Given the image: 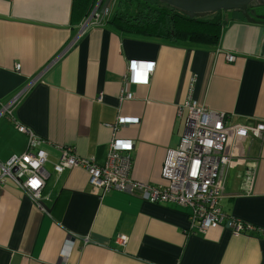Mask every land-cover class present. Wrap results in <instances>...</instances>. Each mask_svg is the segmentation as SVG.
<instances>
[{
    "label": "crops",
    "instance_id": "0c3cea01",
    "mask_svg": "<svg viewBox=\"0 0 264 264\" xmlns=\"http://www.w3.org/2000/svg\"><path fill=\"white\" fill-rule=\"evenodd\" d=\"M72 4L0 0V163L27 153L24 126L45 141L50 174V212L13 180L0 183V264H62L65 255L68 264H264V134L239 141L227 174L223 211L255 227L238 236L225 227L193 233L188 209L137 194L97 196L80 167L56 172L67 149L104 166L117 137L133 146V177L159 184L193 99L234 125L264 123V14L255 9L256 24L230 21L207 50L121 35L107 25L113 8L85 27L89 16L73 22ZM132 61L146 63L132 71ZM119 117L139 123L114 130Z\"/></svg>",
    "mask_w": 264,
    "mask_h": 264
},
{
    "label": "built area",
    "instance_id": "2783aa9c",
    "mask_svg": "<svg viewBox=\"0 0 264 264\" xmlns=\"http://www.w3.org/2000/svg\"><path fill=\"white\" fill-rule=\"evenodd\" d=\"M90 19L96 25L101 23L98 14ZM227 59L229 62L235 60L234 56H228ZM145 63L132 61L131 70ZM149 65L148 71L141 72L146 77L155 69V63ZM16 69L20 71V65ZM125 92L127 90L123 88L121 103L128 98ZM186 108L188 112L183 136L178 147L168 151L159 184L141 182L133 177L134 162L129 154L133 146L117 137L110 144L104 166L80 159L67 149L56 166V172L62 174L66 169L77 167L85 169L93 193L97 196L102 197L111 192L137 194L152 204L168 203L188 209L190 230L193 233L205 235L213 229L224 227L235 236L254 231L255 227L227 215L221 201L227 174L237 160L239 139L249 136L260 139L264 134V125H229L227 114L210 111L194 99L186 103ZM128 123H139V119L119 117L111 128L116 130L119 125ZM18 130L28 137L27 153L15 155L7 163H0V183L4 184L7 179L13 180L28 192L38 206L47 179L44 170L47 153L40 148L45 141L24 126H18ZM33 181H38V186L34 187ZM63 258L62 264H68L69 256Z\"/></svg>",
    "mask_w": 264,
    "mask_h": 264
},
{
    "label": "trees",
    "instance_id": "16d2710c",
    "mask_svg": "<svg viewBox=\"0 0 264 264\" xmlns=\"http://www.w3.org/2000/svg\"><path fill=\"white\" fill-rule=\"evenodd\" d=\"M96 2L97 0H73L72 21L81 22L87 18ZM237 19H244L241 12H220L192 20L155 0H117L107 25L111 30L134 39L211 50L219 46L228 23ZM227 119L229 125H234L228 114ZM157 205L181 209L168 203Z\"/></svg>",
    "mask_w": 264,
    "mask_h": 264
},
{
    "label": "water",
    "instance_id": "95a60500",
    "mask_svg": "<svg viewBox=\"0 0 264 264\" xmlns=\"http://www.w3.org/2000/svg\"><path fill=\"white\" fill-rule=\"evenodd\" d=\"M117 0H97L94 8L89 14V19L86 25L94 24L90 18L93 15L98 14L101 17V25L105 18L109 15V12L113 8ZM163 5L170 7L171 9L177 11L178 13L184 15L189 19H199L205 18L220 12H241L245 20L248 23L256 24L258 23V18L254 17L255 9L258 7H264V0H155ZM96 25V24H95ZM20 96L12 100L14 102L18 100ZM264 123L257 122L256 125ZM45 172H49L45 169ZM22 182V181H21ZM38 207L44 211L50 212V209L45 205V203L40 200Z\"/></svg>",
    "mask_w": 264,
    "mask_h": 264
},
{
    "label": "rangeland",
    "instance_id": "374dc122",
    "mask_svg": "<svg viewBox=\"0 0 264 264\" xmlns=\"http://www.w3.org/2000/svg\"><path fill=\"white\" fill-rule=\"evenodd\" d=\"M256 10H257V12H259V13H263V14H264V7H258V8H256ZM254 16H256V17H260V16L257 15L256 13H254Z\"/></svg>",
    "mask_w": 264,
    "mask_h": 264
},
{
    "label": "snow or ice",
    "instance_id": "6c2138e0",
    "mask_svg": "<svg viewBox=\"0 0 264 264\" xmlns=\"http://www.w3.org/2000/svg\"><path fill=\"white\" fill-rule=\"evenodd\" d=\"M148 67H151V66L149 65ZM32 183H33V186H34V187H35V186H38V181H33Z\"/></svg>",
    "mask_w": 264,
    "mask_h": 264
},
{
    "label": "flooded vegetation",
    "instance_id": "af4514ba",
    "mask_svg": "<svg viewBox=\"0 0 264 264\" xmlns=\"http://www.w3.org/2000/svg\"><path fill=\"white\" fill-rule=\"evenodd\" d=\"M248 126H251V127H255L254 124H251V125H248ZM249 137H252V136H249ZM248 138V137H247ZM253 138V137H252ZM243 139H246V138H243ZM242 140V139H239V141Z\"/></svg>",
    "mask_w": 264,
    "mask_h": 264
}]
</instances>
